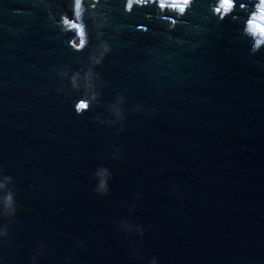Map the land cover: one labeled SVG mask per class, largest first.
Here are the masks:
<instances>
[{
    "label": "water",
    "instance_id": "1",
    "mask_svg": "<svg viewBox=\"0 0 264 264\" xmlns=\"http://www.w3.org/2000/svg\"><path fill=\"white\" fill-rule=\"evenodd\" d=\"M126 3L102 0L95 19L86 5L76 51L79 29L59 23L72 0H0V170L16 198L0 264H264V49L214 0L172 31L177 13ZM104 43L101 99L78 114L60 71H86ZM120 97L126 120L102 123Z\"/></svg>",
    "mask_w": 264,
    "mask_h": 264
},
{
    "label": "clouds",
    "instance_id": "2",
    "mask_svg": "<svg viewBox=\"0 0 264 264\" xmlns=\"http://www.w3.org/2000/svg\"><path fill=\"white\" fill-rule=\"evenodd\" d=\"M48 0H37V6L46 5ZM102 0H72V12L74 19H70L67 14L60 18V25L67 29H79L80 39L72 44L76 51H82L87 47L89 42V33L87 31V24L85 23V15L88 12L86 5L91 4V11L93 15L90 19H95L97 7ZM196 0H127L124 10L126 12L133 11L137 5L147 7L150 4L158 5L161 13L174 12L178 14V18H171L167 15L163 17L164 21L170 25L169 31L175 29L179 23V18L185 16L186 13L192 11ZM243 13V16L237 13ZM212 14L219 17L220 21H225L229 17L238 20L242 23V33L250 41L251 54L264 49V0H214L212 7ZM148 18H151L149 14ZM55 19V17H53ZM100 21L98 26L103 28L109 21L106 16L100 14ZM139 29L142 31H149L145 25H140ZM111 47L104 43L96 50L94 54L89 57L90 66L86 71L72 72L68 68H63L60 71L62 79L69 82L71 90L74 92H83V98L76 103V111L82 114L89 110L93 103L101 99V93L97 90L100 76L95 72V68L101 66L108 55L111 54ZM125 99L120 97L111 108L112 118L107 121L104 118H99L102 123L113 125L115 123H123L126 120L122 105ZM123 131V128H121ZM120 153L117 151L116 158H119ZM98 180L96 191L99 195H108L110 191L111 173L106 168H99L96 172ZM13 183L11 176L3 175L0 170V214L6 216H14L16 214V198L15 194L9 190V185ZM124 230L129 234H138L143 236L142 228H139L127 221L122 224ZM6 229H0V238L7 237ZM33 264H36V259L33 258ZM151 264H159L157 260H152Z\"/></svg>",
    "mask_w": 264,
    "mask_h": 264
}]
</instances>
